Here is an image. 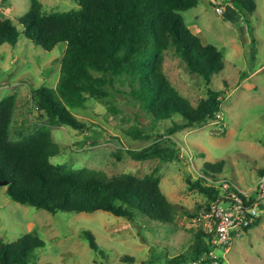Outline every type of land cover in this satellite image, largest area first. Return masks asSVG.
<instances>
[{"label":"rangeland","instance_id":"1","mask_svg":"<svg viewBox=\"0 0 264 264\" xmlns=\"http://www.w3.org/2000/svg\"><path fill=\"white\" fill-rule=\"evenodd\" d=\"M41 1L47 12L80 7L79 0ZM255 3V10L249 12L234 0H200L182 12L192 30L225 55V66L212 75L211 84L193 73L174 49L165 52V72L193 105L208 96L209 87L220 90L223 111L219 116L170 134L166 130L172 120L155 122L153 115L130 98L116 94L108 99L89 97L85 106L73 108L77 119L86 124L83 127L68 123L51 126L60 145L59 154L52 158L56 164L91 167L111 176L129 172L143 177L155 172L168 199L181 206L175 222L141 214L131 220L104 210L52 213L14 200L6 192L7 185L0 184V241L12 242L30 231L40 235L46 246L29 264H264V214L216 251L222 262L206 258L196 263L197 234L210 233L214 219L209 195L190 188L188 181L203 177L207 161H226L222 172L204 176L225 188L231 184L251 192L264 173V0ZM30 6L31 0H0V19L11 17L19 24L17 19ZM219 6L224 8L222 14ZM65 49L66 44L60 43L46 50L23 34L16 45L0 47V101L7 95L16 96L13 139L48 122L33 91L57 86ZM134 127L142 128L144 135L132 134ZM163 136L176 143L178 154L173 160H138L128 152ZM185 209L198 216L190 217ZM87 232L95 235L102 251L90 245ZM129 256L135 261H127ZM176 257L178 262H172Z\"/></svg>","mask_w":264,"mask_h":264},{"label":"trees","instance_id":"2","mask_svg":"<svg viewBox=\"0 0 264 264\" xmlns=\"http://www.w3.org/2000/svg\"><path fill=\"white\" fill-rule=\"evenodd\" d=\"M234 1L249 12L255 10V0ZM199 2L79 0V8L47 12L41 0H31L29 10L17 19L19 24L11 17L0 19V47L5 43L16 45L22 34L46 50L66 44L57 86L33 91L47 123L13 139L16 96L7 95L0 101V180L8 181L6 192L10 197L52 213L104 210L131 220L141 214L161 222L176 221L181 206L168 199L155 172L143 177L129 172L111 176L91 167L75 169L56 164L52 158L59 154L60 145L53 138L51 126L68 123L83 127L86 124L72 109L85 106L89 97L108 99L116 94L130 98L146 114L153 115L155 122L172 120L166 130L170 134L219 116L223 111L220 90L209 87L208 96L193 105L164 69L165 52L173 49L208 85L212 75L224 68L223 51L192 30L182 14ZM131 133L144 135L140 127L132 128ZM175 145L171 137L163 136L128 152L138 160H173L178 154ZM225 164V160L205 162L203 177L188 179L190 188H199L211 200L222 196L230 199L232 192L240 193L231 184L225 188L204 177L222 172ZM184 212L192 218L198 216L188 209ZM197 236L200 256L213 248L207 237L211 233L201 231ZM86 238L94 249L102 251L92 232H87ZM45 246L46 241L33 231L12 242L0 241V264H29ZM126 258L135 261L134 257ZM217 260L223 261L221 257Z\"/></svg>","mask_w":264,"mask_h":264},{"label":"built area","instance_id":"3","mask_svg":"<svg viewBox=\"0 0 264 264\" xmlns=\"http://www.w3.org/2000/svg\"><path fill=\"white\" fill-rule=\"evenodd\" d=\"M218 12L222 14L224 8L219 6ZM238 191L241 194L232 192L230 199L222 196L212 200L210 215L214 223L208 240L213 248L202 253L196 263H201L206 258L217 260L216 251L220 247L227 245L241 228L257 223L264 214V174H261L251 192L241 189Z\"/></svg>","mask_w":264,"mask_h":264},{"label":"water","instance_id":"4","mask_svg":"<svg viewBox=\"0 0 264 264\" xmlns=\"http://www.w3.org/2000/svg\"><path fill=\"white\" fill-rule=\"evenodd\" d=\"M0 184L7 185L8 181L7 180H0Z\"/></svg>","mask_w":264,"mask_h":264}]
</instances>
